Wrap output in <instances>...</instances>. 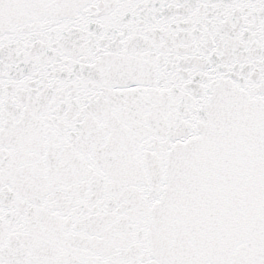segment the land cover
<instances>
[{"label":"snow or ice","instance_id":"6c2138e0","mask_svg":"<svg viewBox=\"0 0 264 264\" xmlns=\"http://www.w3.org/2000/svg\"><path fill=\"white\" fill-rule=\"evenodd\" d=\"M0 264H264V0H0Z\"/></svg>","mask_w":264,"mask_h":264}]
</instances>
